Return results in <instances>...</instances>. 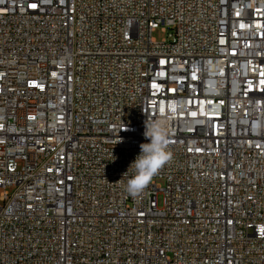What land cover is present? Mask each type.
I'll return each instance as SVG.
<instances>
[{
    "label": "built area",
    "instance_id": "built-area-1",
    "mask_svg": "<svg viewBox=\"0 0 264 264\" xmlns=\"http://www.w3.org/2000/svg\"><path fill=\"white\" fill-rule=\"evenodd\" d=\"M0 264H264V0H0Z\"/></svg>",
    "mask_w": 264,
    "mask_h": 264
},
{
    "label": "clouds",
    "instance_id": "clouds-1",
    "mask_svg": "<svg viewBox=\"0 0 264 264\" xmlns=\"http://www.w3.org/2000/svg\"><path fill=\"white\" fill-rule=\"evenodd\" d=\"M144 136L149 142L140 144V153L121 179L126 180L123 184L124 191L133 198L142 196L153 179L173 158L168 147L169 132L164 121L147 120Z\"/></svg>",
    "mask_w": 264,
    "mask_h": 264
},
{
    "label": "rangeland",
    "instance_id": "rangeland-1",
    "mask_svg": "<svg viewBox=\"0 0 264 264\" xmlns=\"http://www.w3.org/2000/svg\"><path fill=\"white\" fill-rule=\"evenodd\" d=\"M153 36H154L156 39L161 40V39H163L164 37L167 36V33L164 32L161 28H159V29H157L155 32H153ZM158 182H159L160 184H164L163 179H159ZM159 201H160V203L162 202V196H160Z\"/></svg>",
    "mask_w": 264,
    "mask_h": 264
}]
</instances>
